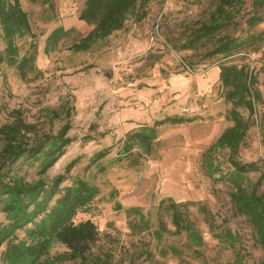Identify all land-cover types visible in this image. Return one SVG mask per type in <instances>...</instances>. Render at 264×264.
<instances>
[{
	"label": "rangeland",
	"instance_id": "rangeland-1",
	"mask_svg": "<svg viewBox=\"0 0 264 264\" xmlns=\"http://www.w3.org/2000/svg\"><path fill=\"white\" fill-rule=\"evenodd\" d=\"M84 1L20 0L30 31L15 34V58L34 55L25 79L6 58L0 22V129L19 121L29 125L23 132L33 146L68 122L66 136L72 141L44 177L50 181L77 158L61 186L79 177L98 189L74 218L75 223L90 219L98 230L87 261L66 259L67 248L53 241L37 264H259L262 249L249 221L233 207L232 184L208 174L206 164L210 157L223 173L232 169L227 148L208 154L232 125L219 64H245L264 95V39L255 49L208 57L214 38L193 46L185 42L209 22L220 0H149L141 19H136V7L121 29L85 51H74L70 46L93 27L78 19ZM252 2L241 0L219 34L244 38L247 31H264V20L248 30L247 18L264 17V5L252 8ZM239 111L250 127L235 159L260 169L242 176L249 188L264 175V96L252 115L245 108ZM164 116L186 121L155 125ZM141 131L151 136L149 147L130 137ZM3 144L0 133V150ZM48 146L46 141L44 150ZM104 148L106 156L90 163ZM43 158L42 153L25 155L12 165L11 175L34 182ZM258 192L264 194V177ZM170 199L181 205L190 223L179 234L174 233ZM7 222L0 212V223ZM20 239L27 240L24 229L0 246V264H12L8 246Z\"/></svg>",
	"mask_w": 264,
	"mask_h": 264
},
{
	"label": "trees",
	"instance_id": "trees-1",
	"mask_svg": "<svg viewBox=\"0 0 264 264\" xmlns=\"http://www.w3.org/2000/svg\"><path fill=\"white\" fill-rule=\"evenodd\" d=\"M149 0H85L78 15V19L93 25L91 30L70 48L74 51H85L99 39L109 36L113 31L123 27L127 14L135 12L136 19L144 15L143 7ZM241 0H220L209 22L202 23L186 40V46H193L202 39L214 38L213 47L207 52L209 56L220 55L227 58L242 50L254 49L264 39V31L258 33L248 32L244 38L231 35H221L220 30L232 22ZM264 5V0H253L252 8ZM262 14H253L247 18L248 30L256 23L262 22ZM0 22L4 37L7 41L6 58L9 63L15 64L20 78L25 79L31 69L33 54L23 55L19 60L15 58L16 47L13 38L17 32L30 31L27 13L22 9L20 0H0ZM219 80L224 89V98L230 102L229 117L232 125L224 129L209 148L208 154L217 149L227 148L228 159L232 167L230 172L223 173L219 164L209 157L207 165L208 174L216 180H228L232 184L230 200L235 211L246 217L251 224L256 239L262 249L263 258L259 264H264V194L258 192L264 175L259 174L251 187L244 186L242 176L258 172L260 169L254 162L240 163L235 159L239 145L243 141L250 122L245 118L240 108H245L249 116L255 111V106L263 100V94L255 88L256 76L245 64L227 63L219 64ZM186 121L183 117L165 116L156 120L155 125L166 123L178 124ZM29 125L19 121L10 126H4L0 133L4 135V144L0 150V212L5 215L7 223H0V246L10 243L17 230H25L26 239L18 240L17 244L8 246V254L12 255V264L27 262L37 264L48 254L49 247L56 241L67 248L63 256L68 260L79 259L82 263L87 261L90 246L98 238V230L93 221L86 219L74 222L79 210L87 206L97 195L98 189L82 178H75L71 184L62 187L77 158L65 165L64 171L47 181L44 177L50 168L64 153L67 145L72 141L66 136L69 124H63L59 131L52 136H46L36 145L30 146L25 141V133ZM136 138L145 147L150 146L151 136L148 133L136 132L130 136ZM49 146L44 150V144ZM124 150L129 152L130 144L126 143ZM43 154L41 167L38 170L39 178L34 182H26L21 177L12 176V165L24 157ZM108 148L95 152L90 163L105 157ZM217 175V176H215ZM164 200H161L162 205ZM181 205L169 200L168 208L171 211L174 233L179 234L190 229V223L180 209ZM29 225V226H28Z\"/></svg>",
	"mask_w": 264,
	"mask_h": 264
},
{
	"label": "crops",
	"instance_id": "crops-1",
	"mask_svg": "<svg viewBox=\"0 0 264 264\" xmlns=\"http://www.w3.org/2000/svg\"><path fill=\"white\" fill-rule=\"evenodd\" d=\"M152 100V99H151ZM165 117V116H164ZM136 126V124H134L133 126H131V129L133 128V127H135Z\"/></svg>",
	"mask_w": 264,
	"mask_h": 264
}]
</instances>
